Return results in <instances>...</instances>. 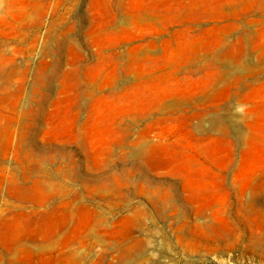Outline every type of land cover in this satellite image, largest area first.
I'll return each instance as SVG.
<instances>
[{"label":"rangeland","instance_id":"obj_1","mask_svg":"<svg viewBox=\"0 0 264 264\" xmlns=\"http://www.w3.org/2000/svg\"><path fill=\"white\" fill-rule=\"evenodd\" d=\"M0 264H264V0H0Z\"/></svg>","mask_w":264,"mask_h":264}]
</instances>
